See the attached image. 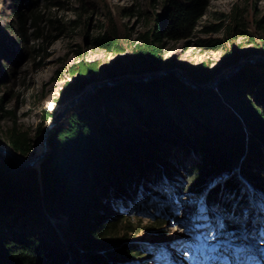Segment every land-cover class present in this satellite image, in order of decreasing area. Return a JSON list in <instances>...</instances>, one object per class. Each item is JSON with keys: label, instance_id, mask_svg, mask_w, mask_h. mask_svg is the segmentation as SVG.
<instances>
[{"label": "trees", "instance_id": "trees-1", "mask_svg": "<svg viewBox=\"0 0 264 264\" xmlns=\"http://www.w3.org/2000/svg\"><path fill=\"white\" fill-rule=\"evenodd\" d=\"M70 1L78 2L79 19L94 13L90 0H13L19 54L27 59L31 57L32 34L47 40L44 24L66 34L71 22L65 24L61 18L53 16L50 9L65 7ZM162 4L167 20L164 22L161 15L156 14L152 25L133 44L136 57L129 66L137 71L160 66L162 36L173 41L191 39L210 0H162ZM238 15L234 13L235 20H230L231 24L206 26L201 31H223L227 37L237 39V34L245 32L246 28L243 20H237ZM257 24L264 30V15ZM84 25L88 28V22ZM91 35L97 49L113 54L128 51L114 25L103 24L98 35ZM128 36L129 33L125 35ZM50 42L56 43L53 39ZM262 46L264 53V40ZM237 54L235 51L228 55L230 58L225 61L234 64ZM171 63L168 61L167 65ZM100 67L86 62L72 72L79 76L99 71ZM207 67L206 62L186 64L185 73L192 80L202 81L210 77ZM244 68L256 77L251 80L260 82L253 88L254 102L239 95L242 87L238 77L229 83L225 81L214 91L191 90L173 76L115 86V92L107 86L92 88L96 92L94 98H89L92 101L88 107L90 120L81 119L74 111L66 127L54 134L49 130L54 138L48 151L53 144L62 155L53 148L50 157L46 153L44 159H49L43 165L41 180L34 168L17 166L0 154V264H79V250L72 243L76 241L84 242L82 247L86 249L82 257L86 264H143L142 260L150 256L151 246L134 242L128 233L144 232L151 236L167 233L162 227L175 216L173 204L180 203L184 195L205 192L203 210L208 212L207 217L214 227L213 237L237 238L243 229L240 215L249 212L255 201L264 207V202L259 200L260 194L264 195V165L258 161V147L261 153L264 148V113L254 104L264 105V65L253 63ZM79 81L75 79L73 85ZM71 85L66 82V89ZM120 91L122 96L118 94ZM154 91H157V101H150ZM112 93L119 97L114 99ZM141 103L145 105L141 107ZM117 105V110L124 111V117L132 122L134 129L126 128L125 133L117 130L115 136V131L101 130L105 125L101 110L109 111L107 107ZM235 110L244 118L243 126L248 125L245 134L233 114ZM94 128L97 132L101 130L104 138L99 137ZM0 142L20 156H35L32 137L16 121L1 130ZM172 147L177 150L170 158ZM181 148L194 154L195 159L184 163L177 154ZM242 157L244 161L240 163ZM142 159L148 162L143 165ZM170 160L172 165L167 162ZM177 167L183 172L178 173ZM224 173L231 176L218 181ZM106 178H109L110 190L101 189L99 193L106 192L101 199L95 190L98 192ZM140 178H147L146 183H140ZM163 181H167L168 188L160 185ZM246 183L252 187V192ZM137 185L150 190L158 200L148 203L145 195L142 201L130 198L137 193ZM115 200L120 201L123 210L115 208ZM43 205L67 218L62 236L69 240L68 251L51 235L46 217L39 212L45 210ZM142 213L150 216L151 221L141 223ZM124 214L136 217L131 220L123 218ZM263 217L264 214H259L254 223L258 237L264 236ZM32 224H36V229H32ZM260 247L264 249V240ZM94 249H100L101 253Z\"/></svg>", "mask_w": 264, "mask_h": 264}, {"label": "rangeland", "instance_id": "rangeland-1", "mask_svg": "<svg viewBox=\"0 0 264 264\" xmlns=\"http://www.w3.org/2000/svg\"><path fill=\"white\" fill-rule=\"evenodd\" d=\"M22 4L24 6L23 8L26 9L25 5L27 3L24 1ZM48 6L49 5L46 4V7ZM78 6V2L70 1L65 7L59 8L55 6L50 9V13L53 16L55 15L61 18L65 24L71 22V27L67 30L65 35H62L55 28L48 24H44V33L48 36L47 40L43 41L32 34L31 57L27 59V57L19 54L20 42L16 32L17 18L13 14V0H0V71L3 72L0 76V132L16 121L17 124L32 137L35 145V155H38V147L43 146L40 135L43 127L48 129L46 145L47 149H49L48 145L54 138V135H50L49 130H51V134H54L58 130L66 127L71 112L76 111L83 120H90L92 118L88 110V107L92 103L89 98L93 97L96 91L91 90L88 85L86 86L89 80H107V87H110L112 92H115V86H129L143 81L149 82L150 79L154 81L170 76L176 77L172 73L162 74L159 71L167 69V67H170L172 64V69L180 71L181 68L179 66H181V72L185 73L186 64L206 62L208 64L207 71L213 78L221 76L226 70L236 66L238 69L236 76L239 82H241L240 86L242 87L239 95L254 102L255 94L251 84L255 80L251 79H255L256 77L252 76V72L244 70V67L259 62V60L256 61L255 59L244 63L243 61L257 56H264L262 46L264 30L257 24L258 20L264 15V0H210L207 12L199 22L192 38L183 41H173L162 36V62L160 66L145 71H137L133 66H129L130 61L136 57L133 44L137 43L139 36L152 25V20L156 14H160L164 22L167 20L162 0H154L153 2L152 0H90V7L93 8L94 13L84 15L81 19H79ZM233 12L238 13L237 20H243L246 25L245 32L238 33L237 39L227 37L223 34V31H201L202 28L206 26H223L231 24L230 20L234 19ZM76 20H81V22L74 24L73 22ZM85 21L88 22V28L84 25ZM103 24L114 25L119 29L128 51L122 54H113L95 47L96 45L91 41V34L95 36L98 35ZM31 28L33 27L31 26ZM247 32H249V37ZM127 33H129V36L125 37ZM245 33H247V35ZM251 34H253V36H250ZM51 39L55 40L56 43L52 45L50 42ZM54 45H57L55 51L51 49ZM235 51L238 53L237 55H239L236 60L237 62L232 65L228 64L227 60L230 57L227 58V56H231ZM45 52H47V54H45ZM57 52H60V55L53 60V63L48 62L50 57L54 56ZM226 58L227 60L225 61ZM168 61L169 63L172 61V63L167 65ZM86 62L99 64L101 66L100 70L76 76L72 70ZM50 64L52 67H49V79L55 72V74H58L61 78V80L58 81H62V83H59V85L55 87L51 86L53 83H49V79H43L41 83H39L37 77V75L42 72L45 67L50 66ZM141 73H151L152 75L150 77L139 76ZM258 73L260 75L262 74L260 71ZM69 76L73 82L72 85L66 89L65 84L67 81H70ZM62 77L66 78V80H62ZM75 79L80 81L78 84L73 85ZM189 89L195 90L193 88ZM156 92L154 91L150 101H153L155 96L157 98ZM118 94L122 96L121 91ZM118 94H113L115 95L114 99L119 97ZM109 99L111 100V98ZM155 101H157V99H155ZM158 102L161 103L159 100ZM158 102L156 103L159 104ZM254 104L264 113V105L258 106V104ZM143 105H145V103H141V107ZM117 107L118 105L114 108L113 106L107 107L109 111H107L106 108L101 110V117H103L101 119H104L105 124L102 126L101 130L110 133L115 131V136L117 135V130L121 132L126 128L134 129L131 126L132 122L124 117V111L121 112L120 109L117 110ZM247 126L244 124V126L241 127L243 134L248 131V128L246 129ZM91 127L93 128V125H91ZM96 130L97 129L94 131L97 135L104 138L100 133L101 130H98L99 133ZM125 132L126 131H123V133ZM43 134L44 131L42 132V135ZM50 145L51 149L53 148L55 150L53 144ZM172 148L174 149H171L172 155L170 158L174 157V152L177 150L175 149L177 147ZM51 149L47 151L49 157L53 152V149ZM178 151V158L181 157L186 164L192 159H195V155L187 152L185 149L181 148ZM258 151V161L260 164L264 165V148H262V153L260 147H258ZM56 152H60V155H62L61 151ZM44 156L46 157V155ZM49 157L46 159H49ZM243 158L244 157L239 159L240 163L244 161ZM46 159L43 158L34 168L38 172V178L40 180L42 179L41 173ZM145 161V159H142L141 163L144 165ZM167 162H169V165H172L171 160ZM148 165L151 166L150 164ZM182 172V168H178V173ZM228 176H231V174L227 173L226 176L220 177L218 181ZM236 177L238 179L241 178L239 175H236ZM146 180L147 178H140L139 182L146 183ZM39 183L42 187L41 181ZM166 183L167 181H163V184L160 185H163V188H168ZM246 184L249 186L248 183ZM108 185L109 178H106L104 183L98 187V192L95 190V194L100 195L101 199L104 198L106 192L102 194L99 192L101 189L106 190ZM147 185H151V183L147 182ZM138 187L139 185L136 186V188ZM109 188L108 190H110ZM248 188H250V191L253 190L251 186ZM144 191L143 189L138 190L136 194H131L130 198L141 201L144 194L147 196L151 194L149 193L151 192L150 190L149 192ZM153 199L155 198L151 197V200ZM259 200L264 202V195L260 194ZM150 201L148 200V203H150ZM203 203L204 197L202 195H184L180 203L173 204L172 207H174L177 212L175 213L176 216L174 219L170 220L169 223L163 225L162 228H164L167 233L161 236H151L144 232L128 233V235L131 236L130 239L134 240L136 243L154 244L157 246L156 248H159L158 250L161 255L159 262H150L149 260L151 258L149 256L144 258L141 263L225 264V261L228 259L229 262L226 264H240V261L243 259L242 256L246 254V257H249V264H255L258 257H261V252L258 250L259 248L256 243L258 241L261 242V239L263 241L264 236L262 238L255 237L256 231L252 227V223L253 219L258 218L256 216L257 213L264 214V207H262V205L259 206L256 201L253 202L250 211L240 215L241 224L243 226L241 236L236 241L231 242L225 240L224 243L220 245L216 244V247L212 248L206 246L208 241L212 239L211 233L213 231L211 227L207 225L208 219L204 218L205 211L202 210ZM113 204L116 209L120 208V210H123L120 201L115 200ZM38 207V209L41 207L45 209L43 211L41 209L38 211L41 215L46 217L51 235L55 238L56 242L58 241L61 243L62 247L68 251L69 240L62 236L67 225V218L59 212L51 211L44 207V205ZM143 214L144 213L140 215V222L143 224L150 222L151 217ZM201 216L203 217L202 219H200ZM134 217H136L134 214H124L123 218H131V220H134ZM32 229H36V224H32ZM72 243L74 247L79 250L77 254L81 260L79 264H86L82 257V252L86 249L82 247L84 242L76 241ZM228 244L231 245L229 246ZM225 246L226 248L223 249ZM166 249L171 252L170 257L172 258L171 260H173L172 262H167L165 259ZM154 250L157 252V249ZM88 251H92V249H88ZM94 251L101 253L100 249H94Z\"/></svg>", "mask_w": 264, "mask_h": 264}, {"label": "water", "instance_id": "water-1", "mask_svg": "<svg viewBox=\"0 0 264 264\" xmlns=\"http://www.w3.org/2000/svg\"><path fill=\"white\" fill-rule=\"evenodd\" d=\"M259 60V62L256 63H263L264 65V56H257V57H253V58H249L244 62H250L253 60ZM160 72L163 73H174V75L176 76L177 80L182 83L183 85H185L188 88H193L195 90H203V91H214L217 90L220 85L222 83H224L225 81L229 83V81H231L232 79L236 78L237 73H238V69L236 68V66H233V68H230L228 70H226V72H224L221 76L219 77H208L205 80L202 81H195L190 79V77L188 75H186L183 72H177L173 69H165V70H159ZM158 71V72H159ZM152 74L151 73H141L139 74V76H148L150 77ZM239 81V80H238ZM108 81L104 80V79H97V80H89L86 83V86L88 85L91 90L92 88H98L101 86H107ZM260 84V82L258 80H255L251 86L253 88L257 87ZM85 86V85H84ZM233 114H235V117L237 118V122L239 124H243L244 122V118L239 114L238 111H234ZM45 129V130H44ZM44 131V134L42 135V132ZM47 131L48 129L46 128H42L41 130V138H42V142H43V151L46 150V137H47ZM0 154L7 157L8 159H10L12 162H14L15 164L23 167V168H35L37 166V164H39L42 159L44 158V153L42 154H38L35 155L33 157H23L20 156L18 154H16L9 146L4 145L2 143H0Z\"/></svg>", "mask_w": 264, "mask_h": 264}, {"label": "bare ground", "instance_id": "bare-ground-1", "mask_svg": "<svg viewBox=\"0 0 264 264\" xmlns=\"http://www.w3.org/2000/svg\"><path fill=\"white\" fill-rule=\"evenodd\" d=\"M52 50L54 49V51H55V49H57V45H54L52 48H51ZM55 53V52H54ZM60 55V52H57L54 56H52V57H50V59L48 60V62H51V63H53V60L57 57V56H59ZM49 67H52L51 66V64H50V66H48V67H45V69L42 71V72H40L38 75H37V77H38V81H39V83H41V81L43 80V79H46V80H48L49 79V75H50V72H49ZM181 69H182V67L181 66H179ZM179 68V69H180ZM180 69V71H178L177 70V72H181L182 70ZM42 70V69H41ZM173 70H176V69H173ZM160 73H162L163 74V72H160ZM62 80H66V78H63ZM56 81V80H55ZM53 83V85H51L52 87H55V86H57V85H59V83H62V81H58V82H52ZM49 93V92H48ZM78 97V96H77ZM76 97V98H77ZM75 98V99H76ZM39 149H38V154H42V153H44V155H46V152L48 151V149H47V145H46V149H47V151L45 150V151H43V148H44V146H42V147H38ZM48 153V152H47ZM131 191H133V190H131ZM134 192V191H133ZM247 239V238H246Z\"/></svg>", "mask_w": 264, "mask_h": 264}]
</instances>
